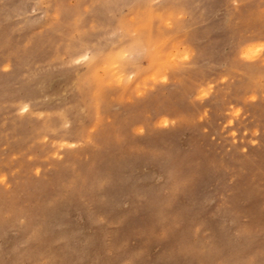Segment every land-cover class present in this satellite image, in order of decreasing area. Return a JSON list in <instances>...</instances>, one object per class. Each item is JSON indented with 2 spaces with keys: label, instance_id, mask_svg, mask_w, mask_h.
<instances>
[{
  "label": "rangeland",
  "instance_id": "obj_1",
  "mask_svg": "<svg viewBox=\"0 0 264 264\" xmlns=\"http://www.w3.org/2000/svg\"><path fill=\"white\" fill-rule=\"evenodd\" d=\"M0 264H264V0H0Z\"/></svg>",
  "mask_w": 264,
  "mask_h": 264
},
{
  "label": "bare ground",
  "instance_id": "obj_2",
  "mask_svg": "<svg viewBox=\"0 0 264 264\" xmlns=\"http://www.w3.org/2000/svg\"><path fill=\"white\" fill-rule=\"evenodd\" d=\"M242 5H243V4H242ZM240 7H241V6H240ZM145 41H146V40H145ZM139 42H140V41H139ZM256 46H258V45L256 44ZM247 47H248V46H247ZM249 49H250V47H249ZM249 49H247V50H249ZM259 50H260V49H259ZM244 51H245V49H244ZM244 53H246V52H244ZM248 53H249V52H248ZM246 54H247V53H246ZM246 54H245V55H246ZM203 92H204V91H203ZM203 92H202V93H203Z\"/></svg>",
  "mask_w": 264,
  "mask_h": 264
}]
</instances>
